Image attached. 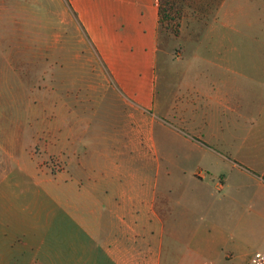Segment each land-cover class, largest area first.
<instances>
[{"label": "crops", "instance_id": "crops-1", "mask_svg": "<svg viewBox=\"0 0 264 264\" xmlns=\"http://www.w3.org/2000/svg\"><path fill=\"white\" fill-rule=\"evenodd\" d=\"M59 2V34L39 46L40 78L71 79L84 35L112 87L101 96L60 88L59 123L40 152L20 148L17 135L0 138V264L230 263L249 244L252 217L264 224L256 210L264 207V55L252 51L242 61L236 51L221 59L225 73L191 86L193 94L163 95L159 105L158 0ZM31 42L22 45L27 57ZM209 105L221 130L206 139L238 144L233 156H206L213 186L200 170L165 168L176 158L162 151L166 116L183 125L188 113L201 141L212 117L206 111L196 125V109ZM41 158L56 159L57 169ZM244 256L247 264L251 255Z\"/></svg>", "mask_w": 264, "mask_h": 264}, {"label": "rangeland", "instance_id": "rangeland-1", "mask_svg": "<svg viewBox=\"0 0 264 264\" xmlns=\"http://www.w3.org/2000/svg\"><path fill=\"white\" fill-rule=\"evenodd\" d=\"M0 3L4 5L0 12V138L17 135L21 142L20 148L40 152L39 147L44 143L45 136L59 123L57 111L60 100L63 99L60 96L63 86L65 89H99L101 96L102 90L109 89L112 85L84 35L80 48L82 63H77L75 69L72 66L71 79L61 80L60 84L59 81L40 78L46 66L40 62L43 56L39 57V54L43 50L39 46L50 35L59 34L60 27L56 26L63 16V5L59 0H0ZM209 9L211 15L207 18L183 21L178 27V34L162 32L159 35L155 69L159 105L163 95L171 99L173 91H178L180 97L193 94L191 86L203 83L205 77L209 78L210 75L213 78L214 75L225 73L221 59L234 58L236 51L238 55L242 52L243 57L239 56L242 61H246L247 58L244 57H250L252 51L255 55H264V46L263 51L259 49L261 42H264V0H222L219 5L208 7ZM12 16L18 19L19 25L14 24ZM28 40L34 44L29 57L25 54L26 48L22 47ZM67 43H72L70 36ZM76 43L78 51V36ZM69 52L68 47V54ZM33 57L39 59L38 63L32 64L37 60ZM60 67L58 63L53 64L51 61L47 65V69L54 68V72H58ZM49 85L51 88L47 89ZM215 106L209 105L207 109L198 106L196 109V125L201 126L204 112L207 111L208 118L212 117L213 129L206 128L201 141L188 128V113H182L183 125H177L169 116L164 118L169 138L162 143V151L176 158L173 166L164 165L165 168L174 167L189 172L200 170L205 175L203 182L210 183L211 186L215 181L206 171V156L210 151L233 156L238 147V144L227 140H207L206 136H209L210 131L213 133L215 128L221 130V117ZM163 107L167 111L170 109L169 105L167 108ZM100 109L102 111V107ZM39 163L41 166L50 163L54 170L58 166L54 158H41ZM213 194L216 197L218 192L213 191ZM256 210L262 211L264 215V207ZM256 218L257 216L252 217L250 234L248 237L247 233L244 236L249 242L248 246H243V253L235 255L233 261L227 264H244V254H264V224L262 221L255 224Z\"/></svg>", "mask_w": 264, "mask_h": 264}, {"label": "trees", "instance_id": "trees-1", "mask_svg": "<svg viewBox=\"0 0 264 264\" xmlns=\"http://www.w3.org/2000/svg\"><path fill=\"white\" fill-rule=\"evenodd\" d=\"M210 1L158 0V37L162 32L178 34V27L185 20L209 17L211 11L208 7L217 6L222 0Z\"/></svg>", "mask_w": 264, "mask_h": 264}, {"label": "built area", "instance_id": "built-area-1", "mask_svg": "<svg viewBox=\"0 0 264 264\" xmlns=\"http://www.w3.org/2000/svg\"><path fill=\"white\" fill-rule=\"evenodd\" d=\"M247 264H264V254L261 252L253 253Z\"/></svg>", "mask_w": 264, "mask_h": 264}]
</instances>
